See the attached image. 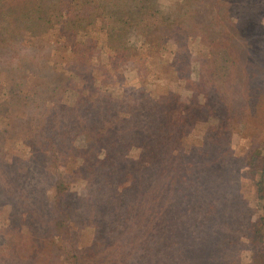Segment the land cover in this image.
Wrapping results in <instances>:
<instances>
[{
	"label": "rangeland",
	"instance_id": "374dc122",
	"mask_svg": "<svg viewBox=\"0 0 264 264\" xmlns=\"http://www.w3.org/2000/svg\"><path fill=\"white\" fill-rule=\"evenodd\" d=\"M36 1L54 22L0 9V264L261 263L264 0H151L115 35L132 0L64 29L71 2ZM241 12L259 49L224 46Z\"/></svg>",
	"mask_w": 264,
	"mask_h": 264
},
{
	"label": "trees",
	"instance_id": "16d2710c",
	"mask_svg": "<svg viewBox=\"0 0 264 264\" xmlns=\"http://www.w3.org/2000/svg\"><path fill=\"white\" fill-rule=\"evenodd\" d=\"M21 1L22 2H20V3L23 4L21 7H23V8L25 7V8L30 9L31 13H34V14H36L38 12V15H36V16L38 18V23L40 25L43 23L51 24L52 22H54V18H53L54 15H50L47 12V10H45V8L42 7V6H44V3H43V5L39 4L36 0H21ZM43 1H45V0H43ZM62 1L63 0H58V4H56L57 5L56 10H58V12H62L61 6H60L61 4H63ZM69 1L71 2L70 6H69V8H70L69 15L63 21H59L60 25L63 26V29L65 27L67 28L68 23L71 25H77L76 27H81L83 22L87 21V19L89 17V15L87 13V11L89 10V7H87L88 2H90V3L93 2L92 0H80L76 6V5L72 4L73 0H69ZM100 1L104 2L105 0H100ZM6 2H8V0H0V9L1 10L3 9L4 5L9 3V2L8 3H6ZM83 3L87 4V5H82ZM93 4L97 5L98 9L96 12H99V10H101L102 7H99L100 5L95 3V2H93ZM151 5H153V3L151 4V0H132V2H127V1L116 2L115 6L114 5L112 6V8H116V9H114V11L111 12L113 26H112V28L110 27V29L107 31V33L111 34V35H115V33L118 34L120 32V26H122V24L133 26L134 22L139 21V19H137L138 21L133 20L137 17L139 18V15L137 13H135V11L140 10V9H145V10H147L148 8L151 9ZM226 5H228V7L221 8L218 11V14H220L222 11H226V10H227V12H229V9L231 8L230 2ZM16 6H17V8H16ZM101 6H102V4H101ZM8 7H9V5H8ZM21 7H18V4H17L14 7H11V9H10L11 14H12L11 16L14 18L13 24H16L19 21H22V20L29 18V17H25V19H23L25 13H24V9ZM106 7L108 8L107 14H109V16H110V11H109L110 7H108V4L106 5ZM10 10L6 9V14H8L10 12ZM93 11H92V13H93ZM154 11L157 12V10H154ZM255 11L257 12L259 10L255 9ZM130 13H132V15ZM242 14L243 13L241 12V13L237 14V16H236L237 17V21H236L237 25L235 24V27H236L235 33L232 35V38L234 39V41L232 43H228L224 46L225 47L232 46V48H234L236 50H245V48H246L245 43H248V45L250 47H253L255 49H259L260 43H261V18L260 17L258 18V22L256 21V19L247 21L248 19L246 20V18L249 15V13L246 15H242ZM77 15H80V16L77 18ZM254 15L255 14H252L250 12L249 17H254ZM254 18H256V17H254ZM143 20H146V19H143ZM255 25L257 28L260 26L259 31H256V32L253 31ZM141 26L145 27L146 31H150V33H154L156 31L148 21H144L143 25H141ZM246 27H249V29H247ZM76 30H77L76 28L72 29L73 32H75ZM158 30L160 32L168 33L169 31L172 30V28H171L170 24H164L163 27L157 29V31ZM174 30H175V32H178L179 35H181L182 33L183 34L187 33V31H184L185 29H183V28L181 30L176 29V26H174ZM64 33L67 34V38H68V36L73 34V33L68 32V31H65ZM246 36L249 37L247 42H245L247 39ZM240 41H242L243 46L242 45L240 46L238 44L236 45V42H240ZM221 44H223V43H221ZM74 61H77V57L75 58ZM75 67L78 70V66L76 65ZM77 72H79V71H77ZM78 74L81 75L80 73H78ZM87 89H86V87H84V91ZM82 92H79V98L76 101V104L79 103L78 106L80 107V110L82 107L87 108V107H90L92 105L91 102L86 104V102L89 99L91 100V97L88 94H85ZM51 120L52 119H47V123H44L40 127L46 128ZM74 132H78V131H74ZM47 141L50 142L51 146H52V143L55 144L52 137H48ZM259 151H260V149L258 147H255V148H252L251 151H249L247 153L246 161L249 162V165H252L254 163V159H256L260 154ZM261 162H263L262 167H261V173H260L261 177H260L258 184H257L259 186V188L257 189L259 192L264 190V156H262V155H261ZM261 194H263V193H261ZM259 196L264 197V195H259ZM263 209H264V205H263ZM252 228H253V239L255 241H258L259 238H261L262 251H261V263H259V264H264V213L260 217L259 222L255 223ZM254 264H258L257 259H255Z\"/></svg>",
	"mask_w": 264,
	"mask_h": 264
}]
</instances>
